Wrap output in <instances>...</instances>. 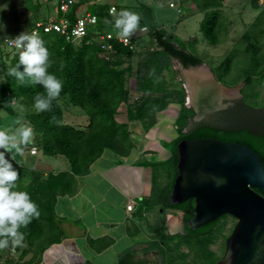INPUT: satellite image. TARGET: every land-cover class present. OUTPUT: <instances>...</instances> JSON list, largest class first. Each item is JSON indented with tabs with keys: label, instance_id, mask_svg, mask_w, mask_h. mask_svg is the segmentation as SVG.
I'll list each match as a JSON object with an SVG mask.
<instances>
[{
	"label": "trees",
	"instance_id": "16d2710c",
	"mask_svg": "<svg viewBox=\"0 0 264 264\" xmlns=\"http://www.w3.org/2000/svg\"><path fill=\"white\" fill-rule=\"evenodd\" d=\"M52 1L54 0H46L37 5L32 3L31 6L34 11H38L44 5L49 6ZM89 1L77 0L67 14L71 22L77 19L82 6ZM178 1L183 5L192 4L205 13L201 28L210 44L218 45L225 40L231 21L225 11V3L228 0ZM253 3L257 8L263 7L260 15L230 52L219 64L212 66V69L217 78L227 86L243 82L245 103L261 109L264 107V100H261L264 87V2L253 0ZM112 5L114 4L96 6L94 13L99 16L98 23H105V20L114 22L110 12ZM62 15L61 13L55 18L58 19ZM52 19L54 18L49 20ZM90 32L88 37L74 39H68L55 30L47 32L40 29L38 32L50 53L48 71L63 82V90L58 100L52 102L50 112L37 114L33 108L35 96L44 91L42 86L31 83L19 85L14 77L7 75V69L18 63V51L12 49L3 59L5 81L0 83V110L19 117L9 105L13 99L22 104L26 109L22 119L39 135L45 154L64 155L70 163V168L59 172L45 171L27 164L24 156L17 155L16 160H12L11 154L5 153L19 173L18 189L30 194L31 199L38 205L40 216L34 218L27 228L20 229L25 234V246L16 247L21 250L19 258L0 260V264L41 263L45 251L66 238L63 226L66 219L58 213V200L62 196L77 193L79 177L89 173L91 165L106 150H111L120 157L132 153L135 142L130 122L141 120L146 129H150L157 121L158 112L166 109L172 102L181 104L176 122L179 136L174 140L175 148L170 160L161 165L164 166L162 173L166 179L155 180L152 195L146 199L151 208L161 204L164 210H183L186 212L185 219L188 223L195 215L194 198L175 206L171 205L169 199L179 173L178 144L183 139L218 137L240 142L255 150L264 162V131H253L240 125L236 129L201 126L192 131H184L194 110L186 105L187 90L183 82L171 88L166 72L173 78L177 76L174 59H179L185 66H194L204 62V58L178 35L167 28L154 29L151 32L153 46L146 49L145 57L138 62L135 70L133 62L138 54L137 49L124 45L116 36L113 40L115 52L107 58L101 49L98 35L107 31ZM20 70H23V66ZM132 77L136 80L135 89L131 87ZM75 108L84 111L87 115L86 122H78L75 119L70 121V115L77 116L82 113ZM122 114L128 118L127 121L119 119ZM53 115L59 123L51 120ZM258 118L259 123L264 125V117ZM34 143L32 141L27 147ZM228 215L224 214L196 230L188 224L187 235L168 232L167 222L163 219L155 227V236L146 251L153 248L159 250L162 259L155 264H186V258L191 252L199 264H218L221 257L211 249V242L205 243L203 240L209 237V234L214 240L216 227L222 218ZM181 235L186 238H179ZM225 238L227 239L228 235ZM90 243L97 251L102 252L112 245L114 240L102 237L91 239ZM183 244L188 245L190 251H181ZM13 248L8 246L5 249L9 251ZM84 264L96 263L88 260ZM117 264H150V260L138 257L137 250L132 247L120 256Z\"/></svg>",
	"mask_w": 264,
	"mask_h": 264
},
{
	"label": "rangeland",
	"instance_id": "374dc122",
	"mask_svg": "<svg viewBox=\"0 0 264 264\" xmlns=\"http://www.w3.org/2000/svg\"><path fill=\"white\" fill-rule=\"evenodd\" d=\"M40 2L44 3L46 2V0H0V83L5 81V75L3 73V59L8 56L9 51H12V48H10L8 44L5 43V40L9 37H15L23 31L32 32V29L35 27L38 20L42 19L48 21L51 18L59 17L58 15L61 14V11L59 10L55 1H52L49 6L44 5L40 10L34 11L31 6L32 3L34 5H37ZM261 2H264V0H261ZM171 3H175V6H172ZM99 4L117 5L118 10L116 11V13H119L122 10H128L139 15L140 27L131 36L137 44L138 54L135 55L133 62L135 70H137L138 62L145 57L146 49L149 46H153V37L151 35V32L156 28H167L168 30L172 31L180 38H182L192 50L198 52L204 58L205 63H207L211 67L216 66L237 44V42L242 38L243 34L248 30L250 25L256 20V18L263 10V7H255L253 0H228L225 3V11L229 15L231 21L228 27L227 36L221 44L212 45L206 40L201 28V23L205 17V13L198 10L194 5L192 6V4L183 5L178 0H90L87 4H84V6H82L79 14H84L89 10L94 12L96 6H98ZM89 28L93 33L101 32V30L112 31L116 36H118L117 30L113 27L112 24L100 22L90 25ZM127 64L128 62L125 64V66ZM174 68L176 70L178 69L177 62H174ZM177 72L178 74L175 78L171 77L168 71L166 72L171 88L176 87L177 83L179 82H183L184 85V81L181 79L179 69L177 70ZM135 81V77H132V89H135ZM239 84L241 86H244L243 82ZM234 86H238V84ZM235 96V92H230L227 98H233ZM261 100H264V87H262ZM180 106V103L172 102L168 105L167 108L171 109L177 114ZM75 109L76 111L79 110L82 113L78 114L77 116L70 115V121H73L75 119L78 122H86L87 115L84 113V111L80 108ZM124 110L125 108L123 109V111ZM68 114H70V112H68ZM120 117L121 116H119V118ZM218 118L223 119L222 115L217 113L209 115L206 120L212 121ZM17 119L20 118L9 115L0 110V128L18 127L19 125H16L15 123ZM248 120V115L243 114L242 116L235 118L232 121L236 122L234 124H248ZM157 122L158 114L156 123ZM20 123L22 125L29 126L24 119H21ZM174 124L176 127V122H174ZM254 127L258 128V126ZM185 130H187V125ZM33 142L38 143L40 151L38 154H33L30 153V151H26L28 149V147H26L23 156L27 164L39 169H43L45 171H56L69 168L70 163L64 155L53 156L45 154L41 146L40 137L36 133L33 137ZM161 143L166 148L171 149L172 151L175 148L174 140H170L168 137H162ZM159 167H161L160 164L156 165L157 173L156 179H154V181H158V179L165 180L162 179L163 173L159 172ZM88 192V196H92L94 198L95 195L93 194V192H90L89 190ZM111 193L112 194L110 195L113 196L116 201V206L114 205L115 212L112 213L113 216H115L116 219H123V217H119L121 213L122 216L124 215L126 217L125 219L128 218V221H124V219L117 221L116 225L118 227H116L114 232L112 233L116 240L113 246L105 250L103 253L93 254L92 258L89 257L85 252L84 257L86 259H91L96 264H117L120 256L127 249L133 247L137 250V256L140 258H148L150 260V264H155L156 261H161L162 256L157 248H153L148 252L146 250L151 246L150 242L155 236V227L158 226L160 221H162L163 219H165L167 222V231L170 233L173 232L172 234H176V229L179 228L182 223L180 210L173 208H166V210H164L162 205L158 204L150 211H148V214L143 216H139L140 210L135 209L134 213H132L135 214V217H133L130 212L128 215L125 214L126 204L125 201L123 202V198L119 194H114L113 190H111ZM139 198H141V196L135 199L134 203L139 202ZM102 202L103 203L100 204L101 207H108V209L111 210L113 209V206L110 207L111 205L109 203L105 201ZM118 203L120 205L121 203L124 204V207H121ZM67 215H69V219H72L73 221L77 218L76 212L74 211H69ZM89 218L90 213L88 215V219ZM237 222L238 220L234 216H227V218L221 220L219 225L216 227V235L214 237V240L211 234H209V237L203 240V242L205 243L211 242L210 247L211 249H213V251L216 252L218 257L224 256L226 251L225 237L227 235L229 237L232 234ZM123 226H129L130 234H123ZM67 235L70 234L66 230V236ZM181 236L179 238H186L183 235ZM194 241L196 240H192V242ZM9 247H12L11 244H9ZM9 251L5 249L3 252L1 249V261H6L7 259L11 258H19L21 254V250L16 249V247ZM181 251L188 252L190 251V248L188 245L183 244ZM186 264H199L192 252L191 255L186 258Z\"/></svg>",
	"mask_w": 264,
	"mask_h": 264
},
{
	"label": "water",
	"instance_id": "95a60500",
	"mask_svg": "<svg viewBox=\"0 0 264 264\" xmlns=\"http://www.w3.org/2000/svg\"><path fill=\"white\" fill-rule=\"evenodd\" d=\"M174 62L187 90V104L196 107V120L209 110L226 106L223 99L240 90L241 85L234 89L223 85L205 62L194 66H185L179 59ZM178 161L179 173L169 199L173 206L195 199V215L189 220L194 230L224 214L238 219L219 264H264L261 156L240 142L199 137L179 142Z\"/></svg>",
	"mask_w": 264,
	"mask_h": 264
},
{
	"label": "crops",
	"instance_id": "0c3cea01",
	"mask_svg": "<svg viewBox=\"0 0 264 264\" xmlns=\"http://www.w3.org/2000/svg\"><path fill=\"white\" fill-rule=\"evenodd\" d=\"M161 111L158 112V122L150 129H146L141 120L130 122L135 142L132 153L120 157L115 152L106 150L91 165L90 172L79 177L80 184L77 193L62 196L58 200V213L66 219L63 226L70 235H67L61 243L50 246L39 264H84L91 260L84 257L85 252L92 258L93 254L103 253L115 244L116 240L112 233L118 227L116 223L123 219L128 221V218L125 219L126 217L121 213L119 217H123V219H116L113 216L116 201L110 195L112 194L111 190L114 191V194H119L123 198V202L125 201V214L128 215L129 212L132 214L135 209L140 210L139 216L149 213L148 211L152 208L146 199L151 197L154 190L156 165L168 162L173 154L171 149L162 145L161 139L168 137L170 140H175L179 136L178 127H175L174 122H177L181 107L177 114L169 108ZM120 116L121 121H127L128 118L125 115ZM33 145L38 146L36 142ZM31 146L26 151H30ZM30 153L32 152L30 151ZM59 171L61 170H56V172ZM162 171L163 166L159 167V172L162 173ZM162 179L166 178L162 175ZM88 190L93 192L94 198L88 196ZM140 196L139 202L134 203V200ZM102 201L109 203L113 209L101 207ZM130 203L134 204L132 210L128 209ZM120 206L124 207V204L121 203ZM69 211L76 212L77 218L74 221L69 219V215H67ZM89 213L90 218L88 219ZM132 215L135 217V214ZM122 231L123 234H130L129 226H123ZM102 237H109L114 240V243L99 252L92 247L90 242L91 239Z\"/></svg>",
	"mask_w": 264,
	"mask_h": 264
},
{
	"label": "clouds",
	"instance_id": "9594fccd",
	"mask_svg": "<svg viewBox=\"0 0 264 264\" xmlns=\"http://www.w3.org/2000/svg\"><path fill=\"white\" fill-rule=\"evenodd\" d=\"M112 15L114 22L105 20V23L112 24L117 35L125 38L124 42L127 43V38L140 27L139 15L128 10L119 13L113 11ZM5 43L15 48L19 56L18 63L7 69V75L14 77L19 85L31 83L42 86L44 91L35 96L33 108L37 114L50 112L52 102L58 100L63 90V82L48 71L50 53L44 40L36 31H23L6 39ZM9 106L18 113L20 119L15 122L18 127L0 128V149L3 150L0 151V249L7 248L9 244L14 248L25 246V234L20 229L27 228L34 218L40 216L38 205L30 194L18 189L19 173L5 156V153H10L12 160H16L17 155L23 156L35 133L30 126L20 123L26 112L25 107L15 99ZM51 120L59 123L54 115Z\"/></svg>",
	"mask_w": 264,
	"mask_h": 264
},
{
	"label": "built area",
	"instance_id": "2783aa9c",
	"mask_svg": "<svg viewBox=\"0 0 264 264\" xmlns=\"http://www.w3.org/2000/svg\"><path fill=\"white\" fill-rule=\"evenodd\" d=\"M54 1L56 2L59 10L63 15L58 19L54 18L48 21L38 20L32 31H36L38 33L40 29H43L44 31L47 32L55 30L61 33L62 35H65L68 39L88 37L91 33L89 26L93 24H97L99 21V16L96 13L89 10L84 14H79L77 16V19L74 22H71L67 14L70 11L71 7L77 2V0H54ZM171 5L175 6V3H171ZM117 10H118L117 6L112 5L110 12L113 13L114 11L116 13ZM98 35H99L101 49L104 52L105 56L109 58L110 55L115 52V44L113 40L116 38V35L112 31L98 33ZM9 38H13V37H9ZM118 39L121 43H123L126 46H129L131 49H137V44L134 41L133 37L127 38V43L124 42L125 38L118 36ZM10 48L16 50L13 47ZM30 151L33 154H37L39 151V147L37 145H33L30 147ZM128 209L130 210L134 209V204L130 203L128 205ZM0 253H1V249H0Z\"/></svg>",
	"mask_w": 264,
	"mask_h": 264
},
{
	"label": "flooded vegetation",
	"instance_id": "af4514ba",
	"mask_svg": "<svg viewBox=\"0 0 264 264\" xmlns=\"http://www.w3.org/2000/svg\"><path fill=\"white\" fill-rule=\"evenodd\" d=\"M216 78H217V76H216ZM221 83L223 85H225L223 82H221ZM239 85L240 84H238V86ZM238 86H229V87L234 89V88H236ZM235 94H236V96L233 97V98H225V99H223V103L226 104V106H222V107H219L217 109L215 108V109L207 111L205 113L204 117L201 118L200 120L194 119V116L197 113L195 105H191V104L188 105L186 103L187 106L193 108V110H194V113H193L192 117L190 118L189 122L187 123V131L195 130V129L201 127V126H213V127L227 128V129H236L237 126H239V125L241 127H243V128L249 127L253 131H264V125L259 123V118H258V117H264V107L261 108V109H258V108L254 107L252 105L246 104L245 100H244L245 99V94L243 93V86L240 87L239 91H235ZM187 96H188V94H187ZM217 113L221 114L223 119L222 118H218V119L212 120V121H207L206 120V118L209 115L217 114ZM243 114L248 115V118H249L248 122L249 123L248 124L247 123L246 124H234L236 122L235 121L233 122L232 120L242 116ZM230 121H232V122H230ZM254 126H258V128H255ZM180 212H181L182 223H181V226L176 229L175 233L176 234H183V235L185 234V235H187L189 233L188 230H187V225L189 223L185 219L186 212L183 211V210H180ZM228 216H230V214ZM226 218L227 217L222 218V220L226 219ZM226 241H227V239H226Z\"/></svg>",
	"mask_w": 264,
	"mask_h": 264
},
{
	"label": "bare ground",
	"instance_id": "6f19581e",
	"mask_svg": "<svg viewBox=\"0 0 264 264\" xmlns=\"http://www.w3.org/2000/svg\"><path fill=\"white\" fill-rule=\"evenodd\" d=\"M60 12V11H59ZM56 15V14H55ZM42 20V19H41ZM236 91V90H235ZM235 91H231V92H235ZM162 112V111H161Z\"/></svg>",
	"mask_w": 264,
	"mask_h": 264
}]
</instances>
